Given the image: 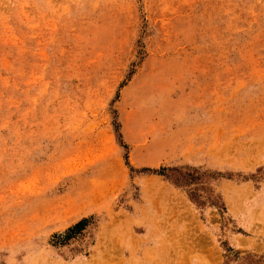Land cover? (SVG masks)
I'll list each match as a JSON object with an SVG mask.
<instances>
[{"label":"rangeland","instance_id":"rangeland-1","mask_svg":"<svg viewBox=\"0 0 264 264\" xmlns=\"http://www.w3.org/2000/svg\"><path fill=\"white\" fill-rule=\"evenodd\" d=\"M0 264H264V0H0Z\"/></svg>","mask_w":264,"mask_h":264},{"label":"trees","instance_id":"trees-1","mask_svg":"<svg viewBox=\"0 0 264 264\" xmlns=\"http://www.w3.org/2000/svg\"><path fill=\"white\" fill-rule=\"evenodd\" d=\"M82 223H83V222L78 223V224L75 226V228L80 227V226L82 225Z\"/></svg>","mask_w":264,"mask_h":264}]
</instances>
